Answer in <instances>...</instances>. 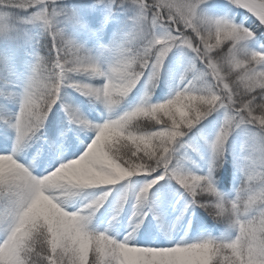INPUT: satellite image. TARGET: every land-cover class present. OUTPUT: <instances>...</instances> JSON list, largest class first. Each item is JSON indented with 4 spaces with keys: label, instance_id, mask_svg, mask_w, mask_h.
Wrapping results in <instances>:
<instances>
[{
    "label": "snow or ice",
    "instance_id": "6c2138e0",
    "mask_svg": "<svg viewBox=\"0 0 264 264\" xmlns=\"http://www.w3.org/2000/svg\"><path fill=\"white\" fill-rule=\"evenodd\" d=\"M0 264H264V0H0Z\"/></svg>",
    "mask_w": 264,
    "mask_h": 264
},
{
    "label": "trees",
    "instance_id": "16d2710c",
    "mask_svg": "<svg viewBox=\"0 0 264 264\" xmlns=\"http://www.w3.org/2000/svg\"><path fill=\"white\" fill-rule=\"evenodd\" d=\"M166 90V89H165ZM157 92H159V89H157Z\"/></svg>",
    "mask_w": 264,
    "mask_h": 264
}]
</instances>
